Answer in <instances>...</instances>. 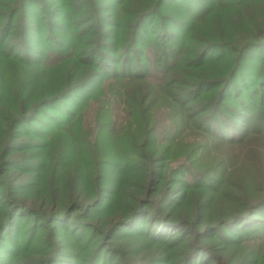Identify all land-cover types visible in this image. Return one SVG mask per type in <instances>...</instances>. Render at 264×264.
<instances>
[{
	"label": "trees",
	"instance_id": "obj_1",
	"mask_svg": "<svg viewBox=\"0 0 264 264\" xmlns=\"http://www.w3.org/2000/svg\"><path fill=\"white\" fill-rule=\"evenodd\" d=\"M262 147L264 0H0V262L264 264Z\"/></svg>",
	"mask_w": 264,
	"mask_h": 264
},
{
	"label": "rangeland",
	"instance_id": "obj_2",
	"mask_svg": "<svg viewBox=\"0 0 264 264\" xmlns=\"http://www.w3.org/2000/svg\"><path fill=\"white\" fill-rule=\"evenodd\" d=\"M54 36L57 38V36L55 34H54ZM26 40H27L26 43H28V49L26 46H22V44H19V45H16L15 51L17 53H25L24 55L30 59H32L34 57H37V58L40 57V54L36 52L37 47L40 45V37L33 38V37L28 36L26 38ZM32 41H34V42H32ZM113 65H118V64L115 63ZM116 104H120L118 111L120 113H123V108H125V103H117L116 102ZM113 106H115V105H113ZM95 107H96V101L94 104V99H93L90 103L87 114H85V119L83 122H87V120L88 121L90 120L91 122L95 121L94 120ZM59 112H60L59 110H53L50 112V114L54 118H56L57 116H60ZM125 118H127V115ZM125 122H126V120L124 121V123ZM31 129H33V127H31ZM33 134H35V133H33ZM72 135H73V133H72ZM72 135H70V136H72ZM20 138H23L24 140H26L25 144H26L27 148H26V150H20L19 152H18V150H15V156L20 157V154L24 153L23 155H21V157L31 156L32 159L37 161L39 159V150L36 149L35 147L33 148V146L34 145H40L41 139L36 135L30 134V136H28V134H24L22 132L20 134ZM21 145H22V143L20 144V146ZM263 149L264 148L262 147V149H260V152L257 153V155L255 157L251 158L250 160H247V162H246V166L249 169L250 175L256 169V173L254 174L253 177L256 179L258 186H261V185L264 186V175L263 176L260 175V171H263V173H264V150ZM236 168H237V171H236ZM235 172L236 173L238 172V174L241 175V177L244 175V180L249 179L248 176L244 174V171L241 169L240 166L235 167ZM248 182L249 181L246 180V183H248ZM247 186L248 185H246L245 187H247ZM263 196H264V194L261 193L260 197H263ZM18 213H21V212H18ZM18 215H20L17 218L18 223L20 225L17 227L14 226V228L10 230V236L9 237L7 236L6 232H4V234H1L2 237L0 238V244L3 243L6 245L8 243H11L14 240V237L17 238V240H15V241H17L19 243H25V242L27 243L28 237L23 235V233L21 232V224H22V221L24 219L23 217L25 215L24 214H18ZM25 217L28 218L29 216L27 215ZM57 239L59 240V238H57ZM262 251H264V249ZM5 252H6V249L4 248V251L0 254V259H2L5 256V254H6ZM4 258H6V257H4ZM0 263L4 264L5 262H0Z\"/></svg>",
	"mask_w": 264,
	"mask_h": 264
}]
</instances>
